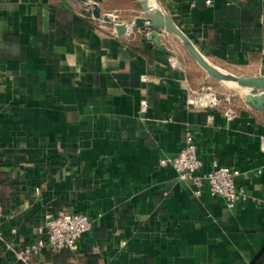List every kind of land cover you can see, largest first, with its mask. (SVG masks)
<instances>
[{
	"label": "crops",
	"instance_id": "0c3cea01",
	"mask_svg": "<svg viewBox=\"0 0 264 264\" xmlns=\"http://www.w3.org/2000/svg\"><path fill=\"white\" fill-rule=\"evenodd\" d=\"M79 2L118 17L145 14L142 0ZM149 5L215 65L239 75L264 70V0ZM169 37L184 68L170 65L171 47L147 29L117 35L71 0H0V171L11 178L0 176V233L20 246L38 235L46 211L91 219L76 248L43 251L39 264H251L264 250V109L209 77ZM203 85L238 92L231 119L222 104L187 103L189 86ZM188 132L199 172L216 158L244 174L236 182L247 197L234 207L206 186L194 193L158 162L176 155ZM0 264H21L1 240Z\"/></svg>",
	"mask_w": 264,
	"mask_h": 264
},
{
	"label": "built area",
	"instance_id": "2783aa9c",
	"mask_svg": "<svg viewBox=\"0 0 264 264\" xmlns=\"http://www.w3.org/2000/svg\"><path fill=\"white\" fill-rule=\"evenodd\" d=\"M211 3L212 0H204ZM167 45L171 47L168 61L171 66L184 68L178 59V49L169 37V30L161 31ZM264 91V88L256 90ZM233 92L220 90L212 85H203L199 89L189 86L187 103L195 107L224 105V114L231 119L236 111L231 105ZM147 101H140V110H145ZM260 148L264 151V136L260 138ZM161 165L170 164L177 171V177L193 185V191L200 194L202 186H206L211 194L220 196L228 208L247 197V192L236 178L244 175L239 169L228 165L219 164L216 158L211 161V167L199 172L202 161L196 150V144L188 132L186 139L174 156H164L158 161ZM261 170L260 168L258 169ZM38 191L39 187H35ZM91 227V219L87 213L80 211H46L44 221L35 227L37 236L34 240L16 246L5 235L0 233V240L6 249H9L21 264H39L36 256L43 251L55 252L62 247L76 248L81 235ZM15 231V228L12 229ZM122 241L121 243H123Z\"/></svg>",
	"mask_w": 264,
	"mask_h": 264
},
{
	"label": "water",
	"instance_id": "95a60500",
	"mask_svg": "<svg viewBox=\"0 0 264 264\" xmlns=\"http://www.w3.org/2000/svg\"><path fill=\"white\" fill-rule=\"evenodd\" d=\"M71 1L84 14L110 23L113 32L117 35L126 34L134 26L147 29L148 37L162 49H167V43L160 28H166L180 40L186 51L204 69L209 77L223 83L225 81H235L239 85L246 86L248 89L244 92L245 102L250 103L255 108L264 109V91H256L259 88H264V70H261L259 74L239 75L215 65L199 51L191 39L172 20L169 14L159 8L151 7L149 5L150 0H142L141 7L145 14L133 17H118L111 12L102 11L94 4L82 5L79 0Z\"/></svg>",
	"mask_w": 264,
	"mask_h": 264
},
{
	"label": "trees",
	"instance_id": "16d2710c",
	"mask_svg": "<svg viewBox=\"0 0 264 264\" xmlns=\"http://www.w3.org/2000/svg\"><path fill=\"white\" fill-rule=\"evenodd\" d=\"M0 176H2L5 179L6 183H11V178L8 175V173L0 171ZM1 194L2 195L4 194V190L1 191ZM263 262H264V250L261 252V254H259V256L251 264H259Z\"/></svg>",
	"mask_w": 264,
	"mask_h": 264
},
{
	"label": "bare ground",
	"instance_id": "6f19581e",
	"mask_svg": "<svg viewBox=\"0 0 264 264\" xmlns=\"http://www.w3.org/2000/svg\"><path fill=\"white\" fill-rule=\"evenodd\" d=\"M226 83H228L229 85H236V86H238L240 89H243V90H247L248 88H246V86H244V85H239V84H237L235 81H225ZM244 91V92H245ZM244 94V93H243Z\"/></svg>",
	"mask_w": 264,
	"mask_h": 264
},
{
	"label": "rangeland",
	"instance_id": "374dc122",
	"mask_svg": "<svg viewBox=\"0 0 264 264\" xmlns=\"http://www.w3.org/2000/svg\"><path fill=\"white\" fill-rule=\"evenodd\" d=\"M233 86H236V85H233ZM236 87H238V86H236ZM220 89H229V88H227V86H221ZM229 90H231L235 94L238 93L236 90H233V89H229Z\"/></svg>",
	"mask_w": 264,
	"mask_h": 264
}]
</instances>
